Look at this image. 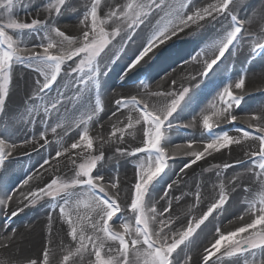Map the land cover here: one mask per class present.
<instances>
[{
	"label": "snow or ice",
	"instance_id": "obj_1",
	"mask_svg": "<svg viewBox=\"0 0 264 264\" xmlns=\"http://www.w3.org/2000/svg\"><path fill=\"white\" fill-rule=\"evenodd\" d=\"M235 2L236 0L207 3L206 0H127L120 4L116 0L114 5L105 3L104 7L108 10L100 15L101 0H91L90 5H84L85 10L79 19V24L83 26L81 34L72 36L61 30L58 18L65 12L78 11V0H50L38 5V9L42 7L48 12V17L44 20L33 18L31 22H21L16 18L15 10L22 6V0H0V115L6 114L7 104L11 99L10 84L14 69L25 66L36 73L37 78L33 81L31 94L26 93L27 100L24 103L30 106L26 107L28 119L23 122L40 124L39 138L44 141L40 144L41 148H47L51 143L47 137L49 131L53 136H68L76 123L75 120L69 122L64 116L68 105L71 104L75 109L79 104L87 112V120L81 118L77 127L92 121L97 113L103 111L101 77L106 75L105 68L115 56L113 50L126 48L140 32L145 33V40L133 52L127 64V72L136 70L138 66L143 67L157 55L155 49L178 37L179 33L193 25L202 29L205 24L200 22L214 24L221 17L224 20L221 21L217 36L210 43L201 40L188 57L189 60L202 62L200 75L207 77L214 66L219 67L226 54L234 55L233 50L237 45L246 42L251 43L249 55H264V35L252 34L245 27L257 18L240 17L233 11ZM258 20L264 24V13L259 14ZM26 34L27 37H35V40L27 39ZM245 77L246 74H241L235 81L221 82L208 108L200 113L203 132L199 138L187 142L188 151L185 155L191 159L185 161L178 172H173L176 150L183 149L185 145L177 144L172 149L169 133L180 126L174 113L178 110L182 112L188 106L192 100L190 89L182 87L179 91H147L139 97L133 95L115 100L117 109L128 110L126 124L119 128L113 127L111 135L117 137L115 142L128 144L125 134L135 137L137 126L142 133L137 144L116 148L120 156L132 157L135 161L134 183L129 186L123 204L121 197L124 189L119 173L108 175L105 172L101 163L105 160L103 152L98 155L89 153L84 162L79 164L72 159L71 150L93 149V138L89 136L87 127L79 135V140L72 142L70 146H64L62 139L57 141L61 146L50 159L56 161L55 166L65 163L59 159L62 156L71 160L73 168L70 174L57 176L43 186L29 188L27 192H19L17 196L18 202L25 207L44 198L50 204L49 246L42 249V257L28 258L26 264H51L52 213L57 214L56 218L62 224L61 246L70 238V242L64 247L60 264H80L85 256L89 257L87 264H180L177 257L192 243L197 229L214 212L220 215L226 211L229 192L221 184L218 199L208 205L207 211L199 218L188 220L186 228L177 231L171 227L175 209L170 190L182 179L180 174L187 175L186 170L198 161L213 156L214 153L223 154L222 150L225 149L230 154L233 145L239 146L248 157L247 162L240 159L236 164L250 173V179H254L259 185L257 191L261 194L258 200L246 201L237 217L243 223L235 230L224 233L218 225L215 227L218 238L204 249L201 264H210V261L211 264H264V108L260 109L259 114L246 115L244 122L252 131L239 127L237 121L241 118L235 114V110L244 100ZM140 83L145 89L149 87L143 81ZM171 84L174 86L175 80ZM234 89L240 91L234 92ZM93 90L94 105L90 95ZM53 91L55 95H52ZM148 97L170 98V102L166 100L162 105H157L151 103ZM112 115H116V111ZM53 117L56 118L55 123L51 122ZM252 121L256 123L253 124ZM221 123L232 125L238 135H230L227 129L216 131ZM183 126H195V119ZM9 135L7 128L0 131V170L6 169V161L18 143L28 144L36 139L35 133L19 142L9 139ZM245 141L252 143L245 145ZM194 144L198 147L194 148ZM255 161L258 163H253ZM48 163L49 159H44L40 168ZM234 167L231 163L223 165L224 170ZM170 172L177 178L172 179ZM33 176L34 174L28 175L21 187L28 185ZM166 177L171 180L170 183L165 181ZM238 180L239 174L233 177V190L237 187ZM162 184L167 190L160 199L165 200L167 206L157 208L158 201L153 194ZM244 191L251 192V189L245 187ZM15 195L0 182V210ZM194 195L199 204V186ZM17 214V211L11 213L12 216ZM15 235L14 229L9 231L6 227L0 232V247L11 246ZM257 252L260 253L259 257ZM190 262L191 257L185 255L183 264ZM0 264L11 262L0 258Z\"/></svg>",
	"mask_w": 264,
	"mask_h": 264
},
{
	"label": "rangeland",
	"instance_id": "obj_2",
	"mask_svg": "<svg viewBox=\"0 0 264 264\" xmlns=\"http://www.w3.org/2000/svg\"><path fill=\"white\" fill-rule=\"evenodd\" d=\"M48 2H50V0H22V6H18V8L15 10L16 18L19 19L21 22H31L33 18L44 20L48 17V12L42 7L38 9V5H43ZM126 2L127 0H119L120 4H124ZM207 2H215V0H206V3ZM90 3L91 0H78V11H68L65 12L62 16H60L58 18V26L61 28V30L65 31L67 35L75 36L81 34L83 26L79 24V19L82 17V14L85 10L84 5H90ZM105 3L114 5L116 3V0H101L100 15H103L104 12L108 10L104 7ZM233 11L236 12L242 18H257L254 20V22L246 24L245 27L248 29V32L252 34L264 35V24H261L258 20L259 14L264 13V0H236ZM223 20L224 18L221 17L219 20L214 22V24H206V22L202 21L200 23L205 24V27L202 29L197 28L196 25H193L192 27L186 29L184 32L179 33L178 37H174L171 41H167L165 45H161L158 49H155L154 51L157 53V55L153 57L152 60L148 61L147 64H144L143 67L138 66L136 70H133L131 72H127V64L129 63L133 52L139 49L142 43L144 42L145 33L140 32L139 35L134 37V40L132 42L128 43V46L126 48L119 50L114 49L113 52L115 53V56L113 57L112 62L108 63L107 67L105 68L106 75L101 77V103L104 99L103 92L105 89L107 92L106 94L113 95L116 100L121 97L130 98L133 95L139 97L145 95L147 91L173 89L179 91L182 87H187L190 89L189 94L190 96H192V100L189 102L187 107H184V110L182 112L178 110L177 113H174V116L177 117L178 124H180V128H183L180 130H175L179 128L175 127L172 130H175V132H177L180 136L183 134L186 135L190 131L186 129L183 125H187L190 121L195 119V126H193L192 129H195L194 132L200 136L203 132L202 119L200 113L202 110L208 108V106L206 108H203L202 104L205 103L208 99H213V97L216 95V92L219 90V86L221 85L222 81H235L238 75L246 74L244 100L242 101L241 106L235 110V114L241 118L240 120H242V122L237 121L239 127L252 131V129L248 127V124L244 122V119L246 115L259 113L260 109L264 108V55H249V53L251 52L250 42H246L243 45H237V48L233 50L235 54L232 56H227L226 54V58L223 59L222 62H220L219 67L214 66V69L209 72L207 77L200 75V71L202 69V62L200 60L193 61L188 59L190 54H192L193 51L197 48V45L201 40H206V42L210 43L213 38L217 36V33L221 28V21ZM224 23L226 24L227 21H224ZM77 30H80V32L78 31V33ZM26 38L35 40V37H27V34ZM127 48L128 50H126ZM109 55L112 54L110 53ZM119 60L123 61L121 62L122 66L119 70V74L123 70L124 73L127 72V75L123 74L122 78L116 80V76L118 75V73L116 75L115 73H112V71L114 64H116ZM185 60H187L188 62L185 63ZM180 62L181 64L184 63L183 66L185 65L191 68V73L189 74L192 75L190 77L191 79L189 78V80H184V82H182L181 84L169 88L168 85H159V83L166 78L164 75H166V73H169L170 69L176 66V63ZM36 78V73H34L28 67L17 66L14 69L13 81L10 84L11 99L7 104L6 111L10 109V103L13 106V111L14 109H17V113L26 112V107L29 105H23L24 107H20L19 109L18 106L22 105L19 104V102H17L16 100L20 97L23 98L24 96H26L25 101L27 100L26 93L28 95L31 94L32 84ZM141 81H143L145 84H148L149 87L145 89L141 85ZM239 91L240 90L234 89V92ZM55 94V91H53L52 95ZM90 95L92 96V103L94 105L95 91L93 90ZM255 97L259 98L257 100L250 99ZM148 99L151 103H156L157 105H162L163 103H165L166 100L170 102V98L165 97H148ZM115 100L113 99V101H110V105L116 109L117 114L120 115L122 114V112L125 113L128 111L127 109H117L115 105ZM249 100H251V103L249 102ZM197 104L199 105V107L196 106ZM68 108L69 111L65 112L64 116L68 118L69 122L75 120L76 123L73 124V129L72 131H70L68 136H53L50 131L47 133L48 140L51 141V143L48 145L50 152L46 157L44 156L40 159H30L29 156L32 155L31 151L35 149L27 150L25 152L13 149V159H16L18 162L24 165L23 167H25V174H27V176L32 174L35 168H39L43 172L45 171V169H47V166L48 169L52 168L49 171L44 172L42 180L33 189L41 187L57 176L64 177L70 174V170L73 168L71 160H66L65 164L67 166L62 168L59 165L55 166L56 161L54 159H50V156H54L55 150L61 146L59 143H57V141L62 139V143L64 146H66L67 142L78 141L79 135L83 132L84 127H87L89 129V136L93 138V149H75L74 152L72 151V159L75 160L77 164H79L81 162H84V158L88 156L89 153H91V155H98L100 154V152H103L105 160L101 163H103L104 165L105 172L108 173V175H115L118 172L121 184L125 185L124 195H122L121 197L123 204V201L126 199V194L129 186L134 183L135 161L132 157L120 156L116 152V148H126L129 145L137 144L139 141L134 142L133 136H130L126 133L125 139L129 143H116L115 141L117 140V137L112 136L111 133L113 131L114 126L116 128H119L123 124H126L127 117H121L119 115L106 116L103 111H101L97 113L96 117H94L92 121H89L86 124H79V127H77L76 124L79 123L81 118H83L85 121L87 120V112L79 104H77V107L75 109H73L72 105L69 104ZM3 115H0V124L3 119ZM51 122L55 123L56 118L53 117V120ZM189 128L191 129V127ZM221 129H227L230 135H238L233 126L230 124L221 123L220 128L216 129V131H219ZM40 130L41 126L37 122L35 125H30L29 127L25 126V129H21V131L19 132L16 130L15 131L16 134L20 133L24 136V138L30 137L33 135V133H35L36 139L34 141L38 143L37 147L39 148L40 144L44 143V141L40 140L39 138ZM172 130L169 133L170 135L173 134ZM15 131L12 134H14ZM58 131L62 132V130ZM98 131L99 133L105 136L108 135V138H104V136V139L102 141H100L99 138L94 139V136H97ZM11 137L9 139H11ZM184 141H186L187 143L190 140L183 138L182 142ZM222 153L223 154L217 153L216 155H214V153L213 156L206 157V159L197 162L198 168H196L194 173L196 176L194 175V178L188 181L189 189L187 190L184 198H186V200L188 201L192 200L193 203L195 202V204L198 205L196 203L194 193L197 189V186H199V191L201 194L200 202H203L205 200L203 202L202 208V211L204 213L207 211L208 205L218 199L220 187L221 184H223L225 190L229 192V200L228 203L225 205L226 211H224L220 215H217L214 212V219L210 220L209 224L207 223V221H205V224L201 225L200 229H197V232L192 238V243H190L187 249H185L179 257H177V259L180 261V264H183V257L185 255L191 257L190 264H201L202 253L204 249L206 247H210L211 243L214 242L215 238H218L214 231L215 227L218 225L220 227L221 232L224 233H227L231 230H235L243 223L242 221H239L237 217L245 207L246 201L248 199L258 200L261 194L259 191H257L259 185L254 179H250V173L245 171L242 166L236 164V162L240 159H243L246 162L248 161V157L245 155V152L242 150L240 151L238 148L234 147V150H232L230 154L226 149L223 150ZM14 154H16V156ZM62 157H60L59 159L61 160ZM9 158H11V156ZM44 159H49V163L44 165V168H40V165L43 163ZM185 161L186 160H184L181 165ZM225 163H231L235 165V167L224 170L223 165ZM253 163H258V161H255ZM217 165H219L220 167H217ZM176 171L177 169H174L173 172ZM217 173H219V176L217 175ZM2 174L3 170H0V182L1 179H3ZM237 174H239V180L237 181V187L233 190V177H236ZM128 176H130L129 179ZM169 176H171L172 179L176 178V176L172 175V172L169 173ZM126 179L128 180L126 181ZM165 181L168 183L171 182V180H169L167 177L165 178ZM185 185L187 184L185 183ZM16 186L17 185L15 184V187ZM245 187L250 188L251 192H245ZM14 188H12L11 190L13 191ZM165 190L167 189L164 187V184H162L160 189L153 194L156 200L158 197L160 198L163 195V192ZM25 203L27 202L25 201ZM49 206L50 204L47 198H44L37 201V203L29 205L27 207L22 204V210L20 209L19 211H17V209L15 210L16 207H13L12 210L7 209V211H4L3 215L0 216V232L4 231L6 227L9 229V231L12 229H19V226L25 227L27 229L30 228V230H33L38 234L42 235V240L43 242H45V247H48L50 235L48 222ZM5 208H7V206H5ZM2 210H0L1 213ZM13 211H17L18 214L16 216H12L11 213ZM202 214H197L196 209L194 210L190 207L189 209L186 208L180 213H175V218L173 223L171 224V227L177 231L183 230L184 228H186L188 220L192 219L193 217L199 218ZM52 215L53 221L51 225V237L53 243L51 245L52 255L50 256V260L51 264H60V261L64 254V247L67 246V244L70 242V238H68V240H65L64 246H61V239L63 237L62 224L57 220L56 213H52ZM123 215L130 214L123 213ZM37 222L38 225L36 224V227L34 224ZM40 223H43L42 226L40 225ZM56 226H60L61 229L55 230L57 232L62 233L61 239H59L57 242L54 240L55 232L54 229H52ZM156 226L159 227V225ZM63 227L66 228V225H64ZM34 233L32 234L34 235ZM33 235L25 238L24 236H19L18 239L22 240L24 238L25 240H31L36 236ZM39 247L35 255H32V253H30L29 257H22L21 259L17 256V247L15 248V244L12 243L9 247H0V258L9 260L11 264H26L28 258H36L38 256L40 251ZM24 248L26 249L25 252H31L29 251V246ZM54 249H56L55 252ZM177 251L180 250L178 249ZM259 256L260 253L257 252V257ZM213 259H215V257H213ZM88 260L89 257L85 256L84 260L81 261L80 264H87ZM221 264H223V262H221Z\"/></svg>",
	"mask_w": 264,
	"mask_h": 264
},
{
	"label": "bare ground",
	"instance_id": "obj_3",
	"mask_svg": "<svg viewBox=\"0 0 264 264\" xmlns=\"http://www.w3.org/2000/svg\"><path fill=\"white\" fill-rule=\"evenodd\" d=\"M78 31L80 32V30H77V32ZM126 50H128V48ZM121 62H123V61L119 60L113 66L112 73H115L116 75L118 73V75L116 76V80L122 78V75L124 74L123 70L119 74V70H120V68L122 66ZM183 64H181V62L180 63H176V66L172 67L170 69L169 73H166V75H164L166 78L162 82L159 81L160 82L159 85L160 84L161 85H168V88H169V87H174V86H177V85L181 84L182 82H184V80H187V79L189 80V78L192 76V75H189L191 73L190 72L191 68L189 66L188 67L185 66V65L183 66ZM236 64H238V63H236ZM173 80H175V85L174 86L171 84V81H173ZM108 84H109V82H108ZM159 85H157V86H159ZM103 93H104V99L102 101L103 113L106 116L107 115H112V112L116 111V109L113 106L110 105L111 104L110 101H113V99L115 100V98H114L113 95L106 94L107 93L106 89L104 90ZM25 98H26V96H24L23 98L20 97L19 99L16 100L17 102H19V104L22 105V106H20V105L18 106L19 109H20V107H24L25 106V103L23 102V101H25ZM258 98L259 97L250 98V99L251 100H257ZM212 100H213L212 98L206 100V102L202 104L203 108H206ZM251 100H249V102ZM198 104L196 106L199 107ZM9 105H10V109H8L6 111V114L3 115V119H2L1 124H0V131H2L4 128H7V132H8V134H10L9 138L12 136L11 140H15V141L19 142L20 140L24 139V136L21 135L20 133L16 134V131L19 132V131H21V129L22 130L25 129V126H28V127L30 126V124H26V123L23 122V121L28 119V116H27L26 112L17 113L18 112L17 109H14V111H13L12 110L13 106L10 103H9ZM21 110H20V112H21ZM68 111H69V108H68ZM256 114H259V113H256ZM116 115H119V114L116 113ZM133 115H136V114L133 113ZM119 116L128 117V111L125 112V113L122 112V114H120ZM239 121L242 122V120H239ZM253 123H256V122L253 121ZM182 128H180V126H179V128H177L175 130H180ZM185 128L190 131L186 135L183 134V135L180 136V135H178L177 132H175V130H172L173 134H171L172 136L170 135L171 136V141H172L170 147L172 149H175V146L177 144H184L185 145V147L183 149L176 150V160H175V165H174L173 171H174V169H177V171H178V168H180V165H181V163L184 160L188 161V160L191 159V157L185 155V152H187L188 149H187L186 141L182 142L183 138L192 140V139L200 137L197 133L194 132L195 129H192L193 127H191L192 130L189 127H185ZM14 131H15V133L12 134ZM135 131H136V136L133 137V141L137 142V141H139V138L141 137L142 133L139 131V126H137ZM13 135H15V136H13ZM104 136L105 135L99 133V131H98L97 132V136L95 135L94 139H98L99 138L100 141H102L104 138H106V137L108 138V135H106L105 137ZM71 143L72 142H67L66 146H70ZM248 143H251V142L250 141H245V145H247ZM37 146H38V143L36 141H32L31 143H28V144H19L18 143V146L15 148V150H20L22 152H25L27 150L35 149V150L31 151L32 155L29 156L30 159H40V158H42L44 156L46 157L49 154V152H50L49 147H47V148L39 147L38 148ZM193 147L194 148L198 147V145L194 144ZM199 147H202V145H199ZM234 147L238 148L241 151L239 146L236 147V145H233L232 146L233 150H234ZM72 151L74 152V150H71V156H73ZM222 152H223V150H222ZM216 154L217 153H215L214 155H216ZM14 155L16 156V154H14ZM8 159L9 160L6 163L7 167H6V169L3 170V174H2L3 175L2 176L3 179H1V182L9 190L14 188L15 184H16L17 186L14 188V190L13 191L11 190L12 192L16 193V195L13 197L12 201L7 203V205H6L7 208H5V206H3V208H5V209L2 208L3 210H2V213L0 212V216H2L4 211H7V209L8 210H12L13 207H16L15 210L17 209V211L22 209L21 208L22 204H20L18 202V200H17V196H19V192H27L29 188L33 189L42 180V178L44 176V172H45V171L44 172L41 171L39 168H35L33 173H32V174H34L33 179L29 181L28 185H24L23 187H21L22 181L27 177V174H25V167H23L24 165L22 163L18 162L16 159H13V155H11V158H8ZM61 160L65 161V163H66V157L65 156H63L61 158ZM31 161H33V160H31ZM65 163H61L59 166H61L63 168V167H65ZM196 168H198L197 164L193 165L192 168L186 170L187 171V175L180 174L182 176V179H180L179 183L176 186H174V188L172 190H170V195L173 194L172 195V197H173L172 204H173V208L175 209V213H180L186 208L189 209V207L191 209H194V210L196 209L197 214L198 213L199 214L203 213L202 208H203V202L205 200L203 202L201 201L200 204L196 205L195 202L194 203L192 202V200L188 201V200H186V198H184L187 190L189 189L188 188L189 187L188 181H190L192 178H194V175H195L194 173H195ZM47 169H48V166H47ZM50 169H52V168H49L48 171ZM130 176H128V179L130 178ZM128 179H126V181ZM185 183L187 185H185ZM121 185H122L123 189H125V185L124 184H121ZM176 198H179V199L177 200ZM157 201H158L157 208H162V207H166L167 206L166 203H165V200L160 199L158 197ZM213 219H214V217L211 216L209 218V220L207 221V223L209 224V221L213 220ZM245 219H247V217H245ZM36 224L38 225V222L34 224L37 227ZM42 224L43 223H40L41 226H42ZM52 229H54V232H55L54 233V240L57 242L59 239H61L62 233L57 232L55 229H59L60 230L61 227L60 226H58V227L56 226V227H53ZM15 232H18L15 235L16 238H15L14 244H15V248L17 247V256L19 258L22 259V257H29L30 253H32V255H35L39 246H40L39 247L40 251H39L38 256H40V257L42 256L41 252H42V249L45 247V244H44L45 242H43L41 234H38L37 232H35L33 230H30V228L27 229V228L21 227V226H19V229H16ZM32 233H34V235H36L34 238H32L31 240H28V239L25 240L24 239L25 237H30L31 235H33ZM19 236H24V238L22 240H19L18 239ZM40 236H41V239H40ZM27 246L30 247L29 251H31V252H29V253L25 252L26 249L24 247H27ZM55 251H56V249H54V252ZM33 257H35V256H33Z\"/></svg>",
	"mask_w": 264,
	"mask_h": 264
}]
</instances>
